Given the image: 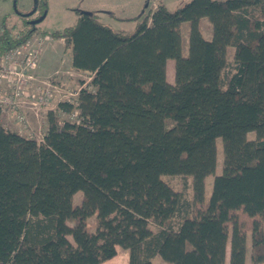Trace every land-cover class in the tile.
Returning a JSON list of instances; mask_svg holds the SVG:
<instances>
[{
  "label": "trees",
  "instance_id": "16d2710c",
  "mask_svg": "<svg viewBox=\"0 0 264 264\" xmlns=\"http://www.w3.org/2000/svg\"><path fill=\"white\" fill-rule=\"evenodd\" d=\"M15 28L0 24V59L34 33ZM42 34L64 41L92 90L58 102L75 119L49 111L40 141L5 127L0 110V264H101L117 247L127 264H225L227 248L228 264H244L248 233L251 263L264 264V0L160 5L128 34L82 13ZM179 175L188 200L162 180Z\"/></svg>",
  "mask_w": 264,
  "mask_h": 264
},
{
  "label": "rangeland",
  "instance_id": "374dc122",
  "mask_svg": "<svg viewBox=\"0 0 264 264\" xmlns=\"http://www.w3.org/2000/svg\"><path fill=\"white\" fill-rule=\"evenodd\" d=\"M31 1V0H30ZM144 0H51L46 10V18L39 28V30L31 37L34 48L40 50L38 56L36 69L33 73L35 76L31 80L29 85V91L33 94H37L38 88L40 90L46 89L47 92L51 93L47 97V103L42 104L38 110L33 112H26L25 116L27 123L23 124L16 120L15 110H8V113L1 115L2 124L11 129L17 131L23 136L30 137L36 141L42 139V135L46 129V115L47 111L53 110L58 116V122L62 120L74 121V116H68L56 111V105L59 101L75 102L76 93L80 88L92 90L90 86L89 74L84 72H76L70 66V55L67 49L64 50V41L62 39L50 38L42 34L45 32H53L61 30L65 27L73 25L76 20V12L83 13L88 12L96 16L99 22L107 25L110 29L115 32L122 34H128L132 32L138 22V20L132 19L135 17L141 8ZM150 6L155 1L161 2L168 11H174L181 7L189 0H148ZM34 2V0H33ZM11 8H16L11 2L0 1V18L5 13L10 11ZM155 8L153 7L152 11ZM122 19V20H121ZM131 19V20H130ZM19 22L16 17L9 18V23ZM187 26V31L184 26ZM182 53L186 54L188 47V32L189 24L182 23ZM199 30H202V35L205 39H210L212 35L211 25L206 18L201 19L198 24ZM185 31L187 35L185 34ZM38 40H42V44L38 45ZM233 48L227 49V63L228 65L232 62ZM46 66V67H45ZM228 68V67H227ZM166 78L173 83V71L166 75ZM36 88V89H35ZM46 91L45 93L48 94ZM45 95V94H44ZM48 96V95H46ZM248 139H253L254 134L249 133ZM221 141L216 140V167L214 175L220 173L221 170ZM212 176H208L205 179L204 196L205 200L208 199L211 185ZM188 176H162V180L166 182L173 190L181 192L183 198L188 200L191 195V182ZM81 192H77L73 197V204H79L81 201ZM92 226V220L89 221ZM150 229L155 231L154 225H150ZM250 242V236L248 238ZM249 248L247 249L248 254ZM127 250L120 247L116 248V254L113 258L106 261L105 264H126ZM105 262V261H104ZM153 264H168L156 256Z\"/></svg>",
  "mask_w": 264,
  "mask_h": 264
},
{
  "label": "built area",
  "instance_id": "2783aa9c",
  "mask_svg": "<svg viewBox=\"0 0 264 264\" xmlns=\"http://www.w3.org/2000/svg\"><path fill=\"white\" fill-rule=\"evenodd\" d=\"M33 35L19 47L10 49L0 59L1 115L8 113V110H15L16 120L23 124L28 122L26 112L38 110L42 104L47 103V97L51 94L46 89L40 90L39 88L36 95L29 91V85L35 76L33 71L36 69L40 55V50L33 47L31 41ZM41 44L42 40H38V45ZM49 111L51 110L48 109L47 113Z\"/></svg>",
  "mask_w": 264,
  "mask_h": 264
},
{
  "label": "flooded vegetation",
  "instance_id": "af4514ba",
  "mask_svg": "<svg viewBox=\"0 0 264 264\" xmlns=\"http://www.w3.org/2000/svg\"><path fill=\"white\" fill-rule=\"evenodd\" d=\"M2 2H11L13 6L16 8H11L10 11L5 12L0 18V24L4 20L8 26L15 25V31L22 30L25 27L31 28V32L35 34L39 28L42 26L45 18H46V10L51 3V0H0ZM164 6L161 2L155 1L150 6V2L148 0H144L139 13L133 17L134 20H140L142 16L149 10H152L153 7L156 9L158 6ZM88 13V12H83ZM76 16L81 15L82 13L76 12ZM91 14V13H89ZM16 17L19 25L16 22L9 23V18ZM77 18V17H76ZM122 20V19H121ZM131 20V19H130ZM17 29V30H16ZM41 29V28H40ZM46 31L45 28H43ZM49 33V32H48ZM31 34V35H33Z\"/></svg>",
  "mask_w": 264,
  "mask_h": 264
},
{
  "label": "crops",
  "instance_id": "0c3cea01",
  "mask_svg": "<svg viewBox=\"0 0 264 264\" xmlns=\"http://www.w3.org/2000/svg\"><path fill=\"white\" fill-rule=\"evenodd\" d=\"M201 21V20H200ZM199 21V22H200ZM185 28H186V31H187V26L185 25L184 26ZM182 24L180 25V31L182 30ZM186 31H185V34L187 35V33H186ZM200 32H201V34H202V30H200ZM202 36H204V35H202ZM183 37H182V34H181V39H182ZM183 40V39H182ZM173 65H174V63H173V61L172 60H168L167 61V64H166V75H167V73H168V70H169V72H170V69H171V72L173 71ZM46 67V66H45ZM85 73V72H84ZM167 81L169 82V83H171L169 80H168V78H167ZM249 236H250V234L248 233L247 234V237H246V244H245V246H246V251H245V263L244 264H252L251 263V260H250V246H251V243L249 242V240H248V238H249ZM249 248V251H248V254H247V249ZM228 257H229V255H228V248H227V252H226V258H225V264H228ZM113 258V257H112ZM106 262H108V261H105V262H102L101 264H105ZM126 264H127V260H126Z\"/></svg>",
  "mask_w": 264,
  "mask_h": 264
}]
</instances>
